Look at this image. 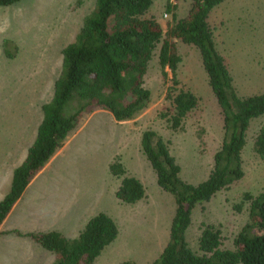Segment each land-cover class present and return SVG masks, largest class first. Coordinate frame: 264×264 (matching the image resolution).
Returning a JSON list of instances; mask_svg holds the SVG:
<instances>
[{
    "label": "rangeland",
    "instance_id": "374dc122",
    "mask_svg": "<svg viewBox=\"0 0 264 264\" xmlns=\"http://www.w3.org/2000/svg\"><path fill=\"white\" fill-rule=\"evenodd\" d=\"M151 1L146 15L153 16L164 31L172 21L164 10L165 0ZM170 2L175 6L174 14L180 18L186 14L190 0ZM93 4L94 0H19L0 6V164L14 161L17 151L19 155V149L33 134L41 118L40 105L49 100L59 73L60 51L72 41ZM207 20L237 95L264 92V0H223L211 9ZM4 39L11 42L9 48L14 53L11 58L2 52ZM176 49L180 56L176 69L178 86L197 97L196 107L184 117L179 129H170L161 117L169 109L165 94L171 83L161 76L155 49L143 76V86L150 91L147 106L132 119L121 122L101 109L84 114L69 134L77 132L82 142L68 143L58 155L60 164L55 166V160L52 161L36 180L58 175L59 187L69 184L75 187L71 191L78 197L66 205L61 219L63 225L75 227L68 239L76 237L87 219L97 212L113 219L117 236L92 264H119L123 260L150 264L167 241L174 201L157 186L155 175L140 151L143 130H154L167 142L179 165L181 180L197 184L211 168L212 154L222 137L221 114L197 50L180 41L176 42ZM262 124L264 113L249 121L241 150L243 176L191 209L185 240L192 251L196 250L202 224L219 227L222 247H233L231 240L247 220V212L246 204L240 211H235L232 204L240 200L243 192L256 194L264 190V163L251 148L253 136ZM18 136L26 139L16 147ZM115 157L126 173L143 185L144 196L133 204L121 203L114 196L119 179L109 174L107 165ZM93 192L95 197L90 198ZM15 245L20 244L0 245V264H13L14 257L24 264H35L41 258L44 261L51 258L48 264L53 263V253L38 245H33L35 250L14 248Z\"/></svg>",
    "mask_w": 264,
    "mask_h": 264
},
{
    "label": "trees",
    "instance_id": "16d2710c",
    "mask_svg": "<svg viewBox=\"0 0 264 264\" xmlns=\"http://www.w3.org/2000/svg\"><path fill=\"white\" fill-rule=\"evenodd\" d=\"M17 1L0 0V6ZM222 1L190 0L186 14L177 18L174 4L165 0L164 10L172 21L163 31L153 16L146 15L151 0H94L72 41L60 51L59 73L49 100L40 105L41 118L34 139L12 169L8 189L0 199V223L30 179L75 130L84 114L101 109L121 122L132 119L147 106L150 91L143 86V76L155 49L161 76L171 83L165 94L169 109L161 117L170 129L181 127L184 117L196 107L197 97L178 86L176 69L180 56L176 42L180 41L193 46L199 54L221 114L222 137L212 154L207 177L193 185L180 179L179 165L162 136L151 129L141 132L140 151L157 186L174 201L167 241L150 264H264V190L256 194L243 192L240 200L232 204L235 211L246 204L247 212V220L231 240L232 248L222 247L220 229L212 224L201 225L195 251L185 240L191 209L243 176L241 150L249 121L264 113V92L238 96L224 58L215 47L207 19L211 9ZM10 44L7 39L2 41V52L8 58L14 55ZM251 148L264 163V124L253 136ZM108 171L119 179L114 192L118 201L133 204L144 196L143 185L126 173L118 157L110 161ZM117 233L113 219L97 212L72 239L56 231L26 235L53 253L52 264H92ZM119 264L134 262L123 260Z\"/></svg>",
    "mask_w": 264,
    "mask_h": 264
},
{
    "label": "crops",
    "instance_id": "0c3cea01",
    "mask_svg": "<svg viewBox=\"0 0 264 264\" xmlns=\"http://www.w3.org/2000/svg\"><path fill=\"white\" fill-rule=\"evenodd\" d=\"M37 124L35 125L33 134L31 135L28 141L24 143V139H26V137L20 136H18L15 140V144H17L16 147H18V144L21 143H24V145L23 149L21 148L22 150L19 149V155L17 151L14 161L2 162L0 164V199L8 189V187L7 189L5 188L7 185L9 186L12 169L22 160L27 146L34 139ZM76 133L77 132H73L71 135H68L66 137L62 145L54 152V154L44 164V166L30 179V181L27 183V185L21 192L20 196L13 203L9 212L6 214V216L0 223V245L6 244V242H12L20 244L15 245L14 248L30 247L35 250L33 245L38 244L29 236H27L26 233L56 231L63 237L69 238L71 236L70 234L75 231L74 226L63 225V221L61 222V219H63L64 215L63 212L67 209L66 205H70V203H73V201L76 200L78 197V194H73V192L71 191V188L75 187L71 186V184H69V186L59 187L58 182L60 180L58 175H54L53 177L44 176L42 178V181L40 182H37L36 180L40 178L41 175H43V172L48 167L49 163L55 160V166H58L60 164V159H58V155L62 153L63 148L68 143H70L71 141L73 143H78L79 141H81L80 138L76 135ZM70 148L71 147L68 146L66 147V149L69 150ZM79 193L82 197L83 194L81 193V191H79ZM93 195L94 192L90 196V198H94L95 196ZM83 204H87V202H84ZM72 229L74 231H72ZM16 231L19 233H16ZM39 247L42 248L41 246ZM29 252L30 251L28 250L27 254ZM14 253L17 254V250ZM49 253L52 254V252ZM49 261L51 262L52 259L49 258L44 261L41 258L36 261L35 264H48ZM23 262L24 261H17L16 257H14L13 264H24ZM28 264H30V262Z\"/></svg>",
    "mask_w": 264,
    "mask_h": 264
}]
</instances>
